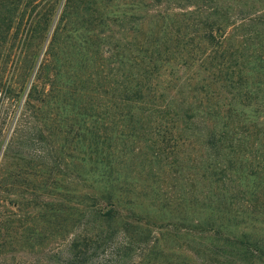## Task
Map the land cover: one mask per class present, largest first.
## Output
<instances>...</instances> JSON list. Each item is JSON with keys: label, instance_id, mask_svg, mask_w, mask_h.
Here are the masks:
<instances>
[{"label": "trees", "instance_id": "trees-1", "mask_svg": "<svg viewBox=\"0 0 264 264\" xmlns=\"http://www.w3.org/2000/svg\"><path fill=\"white\" fill-rule=\"evenodd\" d=\"M38 62L25 105L84 191L75 259L122 228L132 264H264V0H0V91ZM144 206L191 229L181 252Z\"/></svg>", "mask_w": 264, "mask_h": 264}, {"label": "rangeland", "instance_id": "rangeland-1", "mask_svg": "<svg viewBox=\"0 0 264 264\" xmlns=\"http://www.w3.org/2000/svg\"><path fill=\"white\" fill-rule=\"evenodd\" d=\"M39 64L23 93L0 91V169H5L0 174V264H132L136 254L132 251L124 257L125 250L118 245L128 235L122 228L110 234L119 236L110 239L106 247L82 261L71 253L75 237L84 235L87 226L79 222L73 230L69 210L72 206L82 209L84 191L66 155L47 154L53 138L34 118V109L25 105L33 87L50 89L37 73ZM20 164L25 165L21 173L17 171ZM17 173L15 179L12 175ZM143 208L150 215L147 220L155 225L147 235L170 236L176 249L185 243L183 235H195L191 229L185 231L176 222L165 221L168 218L161 212ZM113 227L120 225L116 222Z\"/></svg>", "mask_w": 264, "mask_h": 264}]
</instances>
